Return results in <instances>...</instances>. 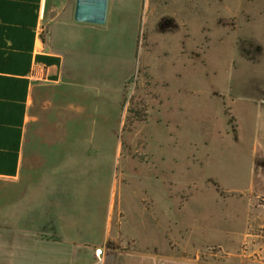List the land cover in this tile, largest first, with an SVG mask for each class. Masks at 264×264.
<instances>
[{"label": "crops", "instance_id": "0c3cea01", "mask_svg": "<svg viewBox=\"0 0 264 264\" xmlns=\"http://www.w3.org/2000/svg\"><path fill=\"white\" fill-rule=\"evenodd\" d=\"M153 1L154 13L162 0ZM179 1L207 19V0ZM76 2L0 0V264H199L213 245L222 249L219 264H264L260 209L247 207L240 227L237 217L219 221L203 208L191 211V202L203 194L189 187L191 181L177 194L175 157L152 153L154 171H147L128 153L139 144L112 132V107L121 106L123 91L112 80L95 79L91 62L97 46L104 51L105 36L121 24L130 36L122 44L135 43L144 3L139 10L110 0L107 23L97 26L75 22ZM197 3L199 9L187 8ZM180 20L171 50L162 49L154 29L141 45L144 70L162 77L150 81L165 93L167 108H155L162 115L179 104L181 79L192 65L189 48L196 37ZM249 51L256 53L249 64L264 63V44ZM170 54L176 57L166 67ZM144 85L143 77L141 91ZM232 101L238 111L239 99ZM251 101L241 112L252 120L264 108ZM258 133L251 125L249 142ZM261 178L253 185L261 189L255 196L264 197ZM97 249H103L100 257Z\"/></svg>", "mask_w": 264, "mask_h": 264}, {"label": "rangeland", "instance_id": "374dc122", "mask_svg": "<svg viewBox=\"0 0 264 264\" xmlns=\"http://www.w3.org/2000/svg\"><path fill=\"white\" fill-rule=\"evenodd\" d=\"M141 2L144 12L142 21H138L135 43L122 44V39L128 41L130 36L124 32L125 24H121L105 36L104 51L97 46L91 62L95 79L112 80L123 91L121 106L112 107V132H118L129 145L139 144L128 153L143 162L147 171H154L152 153H156L155 158L165 153L174 156L177 194L187 189L189 181V187L200 189L203 194L198 199L195 197L189 209L203 208L206 216L216 215L215 220L219 221L222 217L226 220L237 217L236 224L240 227L247 207H256L264 213V197L255 196L261 189L253 185L264 176V110L252 120L241 112L249 100L264 108V63L249 64L255 61L256 55L249 51L250 47L264 44V0H207L206 20L204 12L185 10L179 0H170L168 4L164 0L158 2L154 13L153 0H124V7L133 9L137 4L140 10ZM187 5L191 9L200 6L198 3ZM180 19L187 20L193 39L196 37L189 48L192 65L186 69V79H181L184 92L181 99L177 97L179 104L176 102L171 115H162L155 108H167L165 93L161 84L150 83L162 77L154 78L151 71L144 70L145 53L141 45L154 29L160 32L162 49L171 50L177 36L173 33L182 30ZM201 28L207 33V50L204 36L199 33ZM175 57L170 54L165 66ZM260 61H264V54ZM143 77L145 85L141 91ZM187 80H191L190 86ZM234 98L239 99L237 109L241 117L233 104ZM251 125H256L259 132L254 143L249 142ZM218 237H211L209 241L214 242ZM222 245L229 250L236 247L229 242ZM221 250L219 245L208 246L199 264H219L217 255Z\"/></svg>", "mask_w": 264, "mask_h": 264}, {"label": "water", "instance_id": "95a60500", "mask_svg": "<svg viewBox=\"0 0 264 264\" xmlns=\"http://www.w3.org/2000/svg\"><path fill=\"white\" fill-rule=\"evenodd\" d=\"M110 0H77L74 20L78 23L104 26L107 23Z\"/></svg>", "mask_w": 264, "mask_h": 264}, {"label": "built area", "instance_id": "2783aa9c", "mask_svg": "<svg viewBox=\"0 0 264 264\" xmlns=\"http://www.w3.org/2000/svg\"><path fill=\"white\" fill-rule=\"evenodd\" d=\"M96 254L98 257H100L103 254V249H97Z\"/></svg>", "mask_w": 264, "mask_h": 264}]
</instances>
